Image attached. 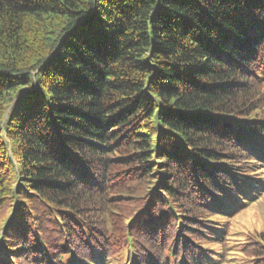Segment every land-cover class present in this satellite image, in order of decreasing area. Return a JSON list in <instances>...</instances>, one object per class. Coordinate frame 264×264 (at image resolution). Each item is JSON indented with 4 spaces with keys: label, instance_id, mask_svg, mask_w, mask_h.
Returning a JSON list of instances; mask_svg holds the SVG:
<instances>
[{
    "label": "trees",
    "instance_id": "1",
    "mask_svg": "<svg viewBox=\"0 0 264 264\" xmlns=\"http://www.w3.org/2000/svg\"><path fill=\"white\" fill-rule=\"evenodd\" d=\"M262 196L264 0H0V264H216Z\"/></svg>",
    "mask_w": 264,
    "mask_h": 264
},
{
    "label": "rangeland",
    "instance_id": "2",
    "mask_svg": "<svg viewBox=\"0 0 264 264\" xmlns=\"http://www.w3.org/2000/svg\"><path fill=\"white\" fill-rule=\"evenodd\" d=\"M229 223L230 244L233 247V254L219 256L216 259V264H247V261L238 251L249 237L257 233H264V196L242 213L233 217Z\"/></svg>",
    "mask_w": 264,
    "mask_h": 264
}]
</instances>
